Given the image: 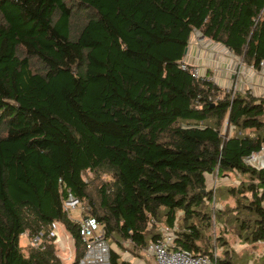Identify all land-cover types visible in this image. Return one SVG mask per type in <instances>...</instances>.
Listing matches in <instances>:
<instances>
[{
    "label": "trees",
    "instance_id": "1",
    "mask_svg": "<svg viewBox=\"0 0 264 264\" xmlns=\"http://www.w3.org/2000/svg\"><path fill=\"white\" fill-rule=\"evenodd\" d=\"M193 31L257 68L264 0H0V264H61L53 221L76 264L66 190L103 226L109 264H132L121 252L139 256L158 224L193 255L220 246L216 264H241L226 235L264 243V167L243 162L264 146V97L182 68ZM231 172L245 180L206 188ZM38 232L41 248L20 246Z\"/></svg>",
    "mask_w": 264,
    "mask_h": 264
},
{
    "label": "rangeland",
    "instance_id": "2",
    "mask_svg": "<svg viewBox=\"0 0 264 264\" xmlns=\"http://www.w3.org/2000/svg\"><path fill=\"white\" fill-rule=\"evenodd\" d=\"M198 31H193L192 34H190L189 39H188V47L190 48L191 46L194 48V43L199 44L201 40L198 38L199 37ZM208 40V39H207ZM204 48H206L204 46ZM203 48V49H204ZM191 49V48H190ZM192 49L191 54L195 57V51ZM187 53V52H186ZM190 53V52H189ZM206 52H203V56H201L198 60H194L193 58H184L183 61L188 64L197 67L198 68V73L199 77H207L210 79L211 77L214 78L215 83L219 87L220 94L223 92H226L230 90L229 88H232L230 84V79L229 75L230 73L232 74L233 72V67L238 62L240 59H238L237 56L230 54V55H225L223 52L217 53V59L213 63L210 57H206ZM222 56V58H220ZM205 57V58H204ZM224 57V59H223ZM219 59V62L217 60ZM230 59H232L230 61ZM221 64V65H219ZM242 64L245 66V64L242 62ZM244 76V78H243ZM248 77H250V83L254 82L256 83L257 80H251V74L250 72H244L242 74V82L244 80H248ZM249 83V84H250ZM84 179L90 180V187L95 188L97 184L102 180L105 179L104 175L100 176V179L93 176L90 172L85 173L83 176ZM244 179L245 177L235 173L231 172L228 173L224 176H218L215 173L208 174L206 175V181H205V186L208 189L214 190L215 193H218V190H221L224 187H229V186H236L238 185V182ZM212 206L214 208H221L225 203H231V198L230 196H220L219 199H215L214 201L211 202ZM69 216L71 219H78L79 218V211L78 208L72 209L69 211ZM162 225L158 224L156 225V228L158 231L161 232ZM62 226H58L55 229L56 232V239L53 241L54 242V251L56 257L60 260L61 264H70L73 260V245H72V239L70 235L64 230L62 231ZM205 234L208 235L211 240L214 242L216 237L218 236V229L217 225L212 223V225L206 229ZM19 244L20 246L24 249L25 246H27V239L28 237L25 234L20 235L19 237ZM226 239L229 241V247L231 253L235 256L236 260L240 262L241 264H264V243H248V242H243L238 240L237 238L231 236V235H226ZM109 246H113L111 243ZM124 246L127 247V242H124ZM213 251L219 255L222 256V249L220 246H213ZM141 254L139 256H132L129 254L127 251H122L121 256L124 259L132 261L134 264H153L152 257L147 254V252L144 250L140 251Z\"/></svg>",
    "mask_w": 264,
    "mask_h": 264
},
{
    "label": "built area",
    "instance_id": "3",
    "mask_svg": "<svg viewBox=\"0 0 264 264\" xmlns=\"http://www.w3.org/2000/svg\"><path fill=\"white\" fill-rule=\"evenodd\" d=\"M238 59L240 58L238 57ZM181 62L182 68H185V65H190L188 62L186 63L183 61V59ZM244 68H247L248 70L250 69L251 78H264V59L259 62V67L257 68L253 65L244 66L240 59L234 65L232 74L230 73L229 75L230 84L232 86V88H229L231 93L239 90L242 84L241 77L244 73ZM190 72L191 76L199 77L197 67L192 66ZM210 80L215 82L212 77ZM259 84L261 85L260 82ZM254 85V82L250 83L248 90L245 91L254 95L252 91ZM243 162L256 169L263 168L264 146L259 151L252 152L247 157H244ZM62 208L66 212L67 217L77 224L78 236L83 245L82 254L77 259L76 264H109V244L104 236L103 226L95 219V217L83 213L82 203L68 190H66V194L62 199ZM75 208H78L79 211V218L76 220L71 219L69 216V211ZM58 225L59 224L55 221L51 222L45 236L53 237L54 241L57 237L55 229ZM41 239L42 232H38L37 234L28 237L27 243L34 248H41ZM144 250L152 257L153 264H216V253L214 251L211 256L207 254L193 255L186 250L172 247V231L168 228H162L160 237L150 241Z\"/></svg>",
    "mask_w": 264,
    "mask_h": 264
},
{
    "label": "crops",
    "instance_id": "4",
    "mask_svg": "<svg viewBox=\"0 0 264 264\" xmlns=\"http://www.w3.org/2000/svg\"><path fill=\"white\" fill-rule=\"evenodd\" d=\"M201 42L199 44L194 43V48L191 46L190 48L187 46L186 52L184 54V58H193L194 60H198L201 56H203V52H206V57H210L211 60L213 61V63L216 61L217 57V53L219 54V52H223L225 55H230L231 52L228 49H225L223 46H221L219 43H215L210 41L209 39L207 40L206 38H203L201 35H199L198 37ZM204 46L206 48H204ZM204 48V49H203ZM192 49H194L193 51H195V57L191 54ZM190 52V53H189ZM202 58V57H201ZM205 58V57H204ZM222 58V56L220 57ZM224 59V57H223ZM184 60V59H183ZM232 59H230L231 61ZM217 62H219V59L217 60ZM221 65V64H219ZM244 72H250V69L248 70L247 68H244ZM244 78V76H243ZM242 78V79H243ZM229 79V78H228ZM249 79V77L247 78ZM251 80L255 81L257 80L256 83H254L255 85L252 88L253 94L254 96H264V78L261 77H255V78H251ZM259 82L261 83V85L259 84ZM249 83H250V79L249 82L248 80H244L239 88V91H245L248 90L249 87ZM205 181H206V177H205ZM61 226V225H58ZM57 226V227H58ZM161 228H167L165 226H162ZM169 229V228H168ZM172 229H174V227L170 228V230L172 231ZM62 231H64V228L62 227L61 229ZM161 233V232H160ZM24 234V233H23ZM22 235V234H21ZM144 251V250H143ZM153 260V259H152ZM130 261V260H129ZM132 264H134L132 261H130Z\"/></svg>",
    "mask_w": 264,
    "mask_h": 264
},
{
    "label": "water",
    "instance_id": "5",
    "mask_svg": "<svg viewBox=\"0 0 264 264\" xmlns=\"http://www.w3.org/2000/svg\"><path fill=\"white\" fill-rule=\"evenodd\" d=\"M186 49H187V48L185 47V48H184V50H183V54H185V52H186Z\"/></svg>",
    "mask_w": 264,
    "mask_h": 264
}]
</instances>
